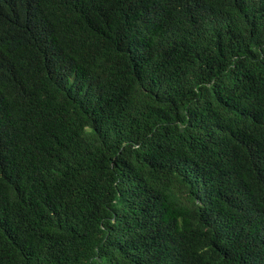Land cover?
I'll return each instance as SVG.
<instances>
[{
    "label": "trees",
    "instance_id": "trees-1",
    "mask_svg": "<svg viewBox=\"0 0 264 264\" xmlns=\"http://www.w3.org/2000/svg\"><path fill=\"white\" fill-rule=\"evenodd\" d=\"M0 264H264V0H0Z\"/></svg>",
    "mask_w": 264,
    "mask_h": 264
}]
</instances>
